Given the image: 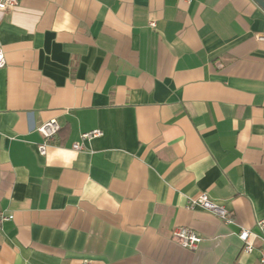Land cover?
I'll return each instance as SVG.
<instances>
[{"label":"crops","instance_id":"1","mask_svg":"<svg viewBox=\"0 0 264 264\" xmlns=\"http://www.w3.org/2000/svg\"><path fill=\"white\" fill-rule=\"evenodd\" d=\"M263 34L254 0L0 11V264H257L237 233L264 219ZM202 194L233 223L188 208Z\"/></svg>","mask_w":264,"mask_h":264},{"label":"built area","instance_id":"2","mask_svg":"<svg viewBox=\"0 0 264 264\" xmlns=\"http://www.w3.org/2000/svg\"><path fill=\"white\" fill-rule=\"evenodd\" d=\"M19 0H1L0 11H4L8 8H14L18 5ZM150 26L155 27L156 22L151 20ZM261 41H264V34L259 37ZM6 65L5 53L3 44L0 42V68ZM41 134L43 141L38 144L37 150L41 156H46L49 145L54 142L61 130V125L56 119H51L37 128ZM103 132L100 130H93L82 134L83 140H90L92 138L100 137ZM75 150H81L82 145L74 144ZM188 208L196 209L200 208L206 210L218 216L224 225H230L233 223L232 217L229 212L217 202L212 201L207 194H202L196 199L191 200L188 203ZM11 219L2 215L0 217V224L5 220ZM257 231L243 228L238 233V238L243 242V251L246 254H251L255 250L259 251V259L257 264H264V219H260L256 222ZM173 236L180 240L181 246L189 250H197L202 242L201 236H199L194 230L187 227H177L173 230ZM257 239L261 240V245L257 246ZM82 264H92L90 261H83Z\"/></svg>","mask_w":264,"mask_h":264},{"label":"water","instance_id":"3","mask_svg":"<svg viewBox=\"0 0 264 264\" xmlns=\"http://www.w3.org/2000/svg\"><path fill=\"white\" fill-rule=\"evenodd\" d=\"M264 10V0H254Z\"/></svg>","mask_w":264,"mask_h":264}]
</instances>
